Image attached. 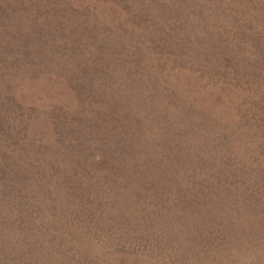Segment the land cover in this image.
Wrapping results in <instances>:
<instances>
[{
    "label": "rangeland",
    "instance_id": "obj_1",
    "mask_svg": "<svg viewBox=\"0 0 264 264\" xmlns=\"http://www.w3.org/2000/svg\"><path fill=\"white\" fill-rule=\"evenodd\" d=\"M0 264H264V0H0Z\"/></svg>",
    "mask_w": 264,
    "mask_h": 264
}]
</instances>
